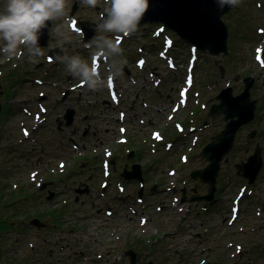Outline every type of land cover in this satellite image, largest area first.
<instances>
[{
  "label": "rangeland",
  "instance_id": "374dc122",
  "mask_svg": "<svg viewBox=\"0 0 264 264\" xmlns=\"http://www.w3.org/2000/svg\"><path fill=\"white\" fill-rule=\"evenodd\" d=\"M75 1L78 5L71 14L70 6ZM68 2L71 17L97 24L106 7L103 0L96 8L84 7L79 0ZM4 4L5 0H0V11ZM224 20L230 30V52L211 55L201 50L196 61L195 83L202 95V105L208 107L210 103H219L215 95L228 85L234 94L241 93L244 79L251 77L254 79L251 90L253 98L257 99V114L252 122L239 129L235 144L226 155L227 160L223 159L217 190L207 211L202 209V204L207 203L204 198L191 200V197L207 194L208 185L191 177L190 173L207 165L208 161L200 154L201 149L224 128L225 120L223 114L209 116V107L194 110L198 123L189 117L198 94L189 99L185 107L181 105L178 90L185 85L189 72L190 42L168 30L162 34V27L156 26L157 23L141 25L135 35L124 37L126 40L120 46L125 63L119 66L118 72L111 61V67L104 63L102 74L117 76L122 100H125L126 122L117 118L119 109L110 99L106 86L89 90L85 85L69 92V105L59 102L60 91L78 82L64 71V66L61 70L54 67L55 71H52L55 80L63 82L56 81L61 85L56 89L40 87L30 81V76L43 74L37 65L49 67L45 59L33 62L24 53L18 59L0 63V83L3 86L11 83L16 91L10 95L9 88H6L2 93L7 96L2 99V104L10 109L5 116L2 111L4 120L0 125V217H4L10 227L0 232V264L14 260L34 264H200L203 258L205 264H264V163L252 185H248L243 175L237 174L236 168V164L246 161L254 153L258 143L264 158V67L262 59L257 57L264 49V0H242L239 6L231 7ZM168 39L175 40L170 51L176 57L173 69L158 55ZM52 47L69 56L81 55L80 51H85L86 55L81 56L89 58L77 32H72L67 41H58L55 35H51L43 51L47 53ZM141 56L147 59L143 70L135 64ZM153 68H157L158 76L149 75ZM125 69L129 70L137 85L129 80ZM160 78L163 80L154 85L153 81ZM39 90L49 91L45 102L50 115L37 131H32L34 116L28 112L24 114L21 107L24 105L36 112L37 108H33L35 101L30 97L36 99ZM131 102L135 108L128 111ZM178 104L182 108L176 114V120L185 125V136L180 131L168 133L171 129L175 131L174 120L168 119V115L174 113ZM68 108L73 109L70 125L66 124L69 119L65 117ZM21 120L29 128V136L21 133ZM59 121L66 137L61 147ZM205 121L208 124L198 127L199 131L187 130ZM125 123L128 136H124L129 141L120 144L118 139L123 134L119 125ZM85 128L89 131L82 139ZM254 129L256 133L251 136ZM154 130L166 134L165 142H173L171 150L166 149L165 142L159 143L151 137ZM72 140L79 144L78 149H74ZM193 141L195 146L191 144ZM128 146L136 147V153H141L138 159L123 156ZM106 147L116 151L117 162L111 166L109 179L112 183L104 193L100 191L105 179L101 173V161ZM182 153L188 155L184 162ZM61 160L66 161V167L59 165ZM125 167L129 177L123 181L126 192L120 198L117 196L121 192L117 189ZM172 168L176 170L174 175L170 174ZM133 171L137 174L130 176ZM138 174H142L146 181L142 203L137 201L136 189L140 185L134 180ZM38 181L45 182L44 186L39 187ZM173 184L179 189H166ZM242 185H247L245 193L254 187L250 192L252 196L246 194L239 217L231 223L228 217L232 214L231 207H236L233 202ZM153 187L157 188L155 193L150 192ZM184 188L185 200L181 199L178 206H173L171 200L182 197ZM160 202L163 209L158 211ZM131 207L136 209V214ZM107 209L112 210V215L106 213ZM54 210L58 211L56 216L52 214ZM142 214L149 219L146 226L140 224ZM31 219H38L41 224L31 223ZM10 221H13L12 225ZM228 242L241 243L243 252L238 255L235 246L228 248ZM129 249L135 252L133 261ZM230 252L236 256L230 257Z\"/></svg>",
  "mask_w": 264,
  "mask_h": 264
},
{
  "label": "clouds",
  "instance_id": "9594fccd",
  "mask_svg": "<svg viewBox=\"0 0 264 264\" xmlns=\"http://www.w3.org/2000/svg\"><path fill=\"white\" fill-rule=\"evenodd\" d=\"M101 0H79L84 7L96 8ZM106 5L94 35L86 44L89 58L81 55L57 54L55 60L64 65V71L85 84L89 90L106 86L105 77L92 61L99 57L109 58L119 71L125 61L123 49L116 37L135 35L149 10V0H103ZM242 0H218L223 9L236 7ZM68 0H5L0 11V63L18 59L24 53L30 61L44 58L40 39L47 28L58 41H67L72 34ZM51 24V27H50ZM63 51V50H62ZM110 70L114 73L113 69Z\"/></svg>",
  "mask_w": 264,
  "mask_h": 264
},
{
  "label": "water",
  "instance_id": "95a60500",
  "mask_svg": "<svg viewBox=\"0 0 264 264\" xmlns=\"http://www.w3.org/2000/svg\"><path fill=\"white\" fill-rule=\"evenodd\" d=\"M230 9V6L221 9L218 0H149V10L140 26L146 23H163L167 29L195 45L198 50L208 51L211 55L221 53L227 55L230 52L228 44L230 33L223 17ZM81 25L85 40L88 42L96 35L95 27L97 24L91 21H81ZM48 40L49 30L46 28L40 39L41 47L47 45ZM50 53L55 56L58 53L61 54V51L53 48ZM221 69L223 71V67ZM253 82V78L246 77L241 93L234 94L232 87L228 86L221 89L216 95L219 103H214L211 106L209 115L223 114L225 125L201 151V156L208 161L207 165L191 173L193 178L208 183L210 191L209 194L202 197L192 196L191 200L213 198L222 160L234 146L238 130L254 120L257 100L252 98L251 87ZM72 113L73 110L68 109L66 114L69 119L68 124L71 122ZM255 133V130L252 131L251 136H254ZM262 165L261 147L258 146L255 153L250 155L246 161L236 164V168L238 173L248 177L253 182ZM134 167L138 168V165L136 164ZM32 222L41 224L38 219H34Z\"/></svg>",
  "mask_w": 264,
  "mask_h": 264
},
{
  "label": "flooded vegetation",
  "instance_id": "af4514ba",
  "mask_svg": "<svg viewBox=\"0 0 264 264\" xmlns=\"http://www.w3.org/2000/svg\"><path fill=\"white\" fill-rule=\"evenodd\" d=\"M50 115V114H49ZM57 128H58V134H60L61 135V137H60V140H59V147H61V144L64 142V138H66L65 137V130L62 128V125H61V122L59 121L58 122V125H57ZM87 133H88V131L86 130V131H84L83 132V134H82V139H84L86 136H87ZM73 147H74V149H78L79 148V144L76 142V145H72ZM121 155V154H120ZM130 155L131 154H128L127 156H126V153H125V151H124V157L126 156V157H130ZM125 157V158H126ZM117 159V158H116ZM138 159V158H137ZM128 162V161H127ZM127 164H129V163H127ZM146 187V181H144V184H143V188H145ZM117 197H119V196H117ZM206 262V261H205ZM205 264V263H204ZM208 264V263H207Z\"/></svg>",
  "mask_w": 264,
  "mask_h": 264
},
{
  "label": "trees",
  "instance_id": "16d2710c",
  "mask_svg": "<svg viewBox=\"0 0 264 264\" xmlns=\"http://www.w3.org/2000/svg\"><path fill=\"white\" fill-rule=\"evenodd\" d=\"M54 216H56L55 214H53ZM10 227V224L9 222L4 219V217H0V232L2 231H6L7 228ZM0 256H1V252H0ZM9 264H34V263H30V262H25V263H22L21 261H17V260H14L13 262L9 263Z\"/></svg>",
  "mask_w": 264,
  "mask_h": 264
},
{
  "label": "bare ground",
  "instance_id": "6f19581e",
  "mask_svg": "<svg viewBox=\"0 0 264 264\" xmlns=\"http://www.w3.org/2000/svg\"><path fill=\"white\" fill-rule=\"evenodd\" d=\"M42 59H44V58H42ZM51 78H52V79L48 78V79L44 80L42 84L47 85V84H55V83H57V82H56L57 80H55L54 77H51ZM81 86H82V87H85V85H83V84H82ZM76 90H78V89H76ZM76 90H74V91H76Z\"/></svg>",
  "mask_w": 264,
  "mask_h": 264
}]
</instances>
